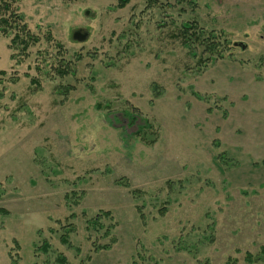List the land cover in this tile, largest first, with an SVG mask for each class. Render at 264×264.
Returning a JSON list of instances; mask_svg holds the SVG:
<instances>
[{
  "label": "rangeland",
  "instance_id": "374dc122",
  "mask_svg": "<svg viewBox=\"0 0 264 264\" xmlns=\"http://www.w3.org/2000/svg\"><path fill=\"white\" fill-rule=\"evenodd\" d=\"M18 5L43 37L17 64L0 35V264H264V0Z\"/></svg>",
  "mask_w": 264,
  "mask_h": 264
},
{
  "label": "trees",
  "instance_id": "16d2710c",
  "mask_svg": "<svg viewBox=\"0 0 264 264\" xmlns=\"http://www.w3.org/2000/svg\"><path fill=\"white\" fill-rule=\"evenodd\" d=\"M129 0H119V4L121 6H123L124 4H126V2H128ZM186 2V4H192L194 6L195 4V0H180V2ZM20 2V0H0V35L5 36V37H11L10 39V43L8 45V48L12 51L11 53V58L12 60H17V64H19L21 61L18 60L17 58H19V56L22 57H29L31 52H32V48H34L36 45L40 44L42 41L43 36H40L39 34H36L32 31L29 23L26 20V16L19 11V5L18 3ZM192 28H194L193 26L189 25L185 27L184 33L186 35H188L189 32H191L190 30H192ZM49 34H47L44 38L45 40L49 41L50 43L53 42V44L55 45L56 48V59L59 60V62H61L64 58V45L58 41V40H54L53 36L51 35L50 32H48ZM209 40V39H208ZM211 44H213L215 46V42H210ZM217 44V43H216ZM39 54L44 55L45 51L41 50L39 51ZM6 71H0L1 77L5 76ZM66 69H64L63 67H60L57 69V73L59 74H63L66 73ZM18 77H11V82L12 83H16L18 81ZM31 83L32 84H37L38 81L35 78L31 79ZM2 94V93H1ZM147 127V126H145ZM99 215H96L95 217H93L92 219L88 220V223L92 224L93 226H100V222H99ZM72 223H70L69 225H71ZM73 231L72 226L69 227L66 230V233H63L61 235V240L62 242L69 244L70 240H69V232ZM68 233V234H67ZM49 243L44 242L42 247L43 249L46 251H48L49 248ZM41 247V249H42ZM261 253V254H260ZM258 255H256L255 257L251 254V253H247L246 254V259L249 262L254 261L253 259H264L263 255H264V247L262 249V252H260ZM62 263H66V258L62 257L61 259ZM136 264V263H133ZM230 264V262H229Z\"/></svg>",
  "mask_w": 264,
  "mask_h": 264
}]
</instances>
